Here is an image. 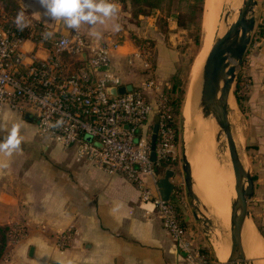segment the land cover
Masks as SVG:
<instances>
[{
  "label": "crops",
  "instance_id": "crops-1",
  "mask_svg": "<svg viewBox=\"0 0 264 264\" xmlns=\"http://www.w3.org/2000/svg\"><path fill=\"white\" fill-rule=\"evenodd\" d=\"M1 1L5 3L2 5L10 17L15 19L18 12L24 11L25 23L31 20L45 26L53 33L54 39L72 31L62 21H54L45 16L39 0H0V3ZM117 4L118 13L114 18L95 28L81 25L79 30L89 41L106 40L120 45V49L112 56L109 70L119 76L124 85L131 84L135 87L146 80L147 72L141 60L131 58L132 54L140 53L139 47L131 42L130 34L135 30L130 13L132 5H123L119 1ZM156 18L151 19L150 24ZM169 23L172 24L169 31L174 33L178 29L176 19L173 17ZM93 32L99 35H93ZM136 35H141L140 39H156L155 76L165 81L173 77L174 66L170 64L173 54L162 47L163 37L160 33L153 28H144L138 29ZM35 47L32 41L24 43L26 62L34 58L30 53ZM46 57L36 56L39 61ZM131 59L137 63L135 76L125 71L130 70L128 62L131 63ZM63 61L69 67L67 74L79 71L80 66L75 63L74 58L64 57ZM102 73V70L94 71L91 78L94 80ZM249 75L252 82L243 111L238 103L237 106L244 119L246 153L252 154L257 166L256 174L253 175L255 194L251 203H258L263 208L264 49L250 63ZM157 81L160 82L159 79ZM154 95L150 92L149 98L154 99ZM4 117L23 119L26 123L35 122V135L41 142L42 155H55L50 159L38 160L30 172L27 166L25 171L20 169L22 163L25 166V161H0V226L12 224L14 227L23 226L27 229V235L20 243L24 249L20 250L17 263L24 261L23 256L26 255L33 264L49 263L54 259L55 253H58L55 247L58 235L69 231L72 235L70 249L67 251V264H177L182 261V255L163 229L155 207L151 202L141 200V192L134 182L121 175H110L90 162H78L76 146L65 149L39 138L37 124L32 117L20 116L10 111H5L0 120ZM150 121L153 125L156 124L155 114ZM14 162L21 166L18 170L22 172L19 174L22 179L19 181H15L10 175L16 170H13L15 164H11ZM174 162L177 163L175 167L158 173L156 171L157 183L150 177L144 179V184L152 195L160 196L158 182L168 170H172L175 172L173 182L176 185L171 198L174 200L179 189L178 159ZM182 217L193 244L199 246V251L207 247L192 232L193 218L184 210Z\"/></svg>",
  "mask_w": 264,
  "mask_h": 264
},
{
  "label": "built area",
  "instance_id": "built-area-1",
  "mask_svg": "<svg viewBox=\"0 0 264 264\" xmlns=\"http://www.w3.org/2000/svg\"><path fill=\"white\" fill-rule=\"evenodd\" d=\"M47 32L48 28L31 20L21 30L14 19L0 12V117L5 111L30 116L36 121L39 138L65 149L76 146L78 162H90L110 175L134 182L141 200L153 204L164 230L181 252L180 264H210L188 240L175 203L152 195L144 184L146 177L156 182L157 167L175 161L171 155L176 131L170 122L171 108L159 87L151 82L135 86L132 92L111 100L107 89L124 86L109 70L120 45L87 41L78 30L49 40ZM31 40L38 51L48 52L46 59L34 57L26 62L23 46ZM135 56L139 58L140 53ZM64 57L80 64L76 74H67ZM145 67L151 68L150 63L146 61ZM98 70L103 73L93 80L92 73ZM243 79L240 86L245 83L241 87L245 94L250 86ZM150 92L155 94L154 106ZM154 114L158 125L155 162L151 160L154 126L150 123ZM71 235L70 231L58 235L57 244L69 246Z\"/></svg>",
  "mask_w": 264,
  "mask_h": 264
},
{
  "label": "rangeland",
  "instance_id": "rangeland-1",
  "mask_svg": "<svg viewBox=\"0 0 264 264\" xmlns=\"http://www.w3.org/2000/svg\"><path fill=\"white\" fill-rule=\"evenodd\" d=\"M117 1L118 0H115L116 3ZM257 3H258L257 7L255 9V18H256L255 33L253 35L252 43L249 46L247 54L244 58L243 65L241 69L238 70V75H237V78L239 77L238 90H239V95L241 97L243 96L247 97L250 92V88L248 89L249 91L246 92L245 94L241 92V87L245 85L244 83L243 85L240 86V84L243 83L242 81H244L243 76L246 77V80H247L246 83H249V86L251 87L252 81L249 75V65L254 58H257L259 56L260 51L264 49V0H257ZM0 4H1L0 12L2 13V16H4L5 18L6 17L12 18L7 14L6 8H4L3 6L5 3L2 2ZM204 9H205V2H204ZM130 13L132 14L133 25L135 28L134 33L132 32L130 34L131 42L133 43V45L139 47L140 53H141L139 58H136L135 54L134 55L132 54L131 58L134 60H138V61L141 60L144 63V69L147 72V76H146L147 78H145L146 80L141 82L137 86H141L143 84H147L151 82V83L156 84L159 87L160 91L162 92V90L165 87L171 86L172 85L171 83H173V85L176 83V91L173 94V96L174 98H180V92L183 91L182 106H181V112H182L184 96H185L186 88H188V84H189L188 82H189V75H190L191 67H192L193 62L195 61V58L199 54L198 52H200V49L202 46L201 41L203 37V32H202L203 30H201L200 38H199V41L197 42L196 40L197 32L194 30L186 31V30L176 29V31L172 33L171 31H169V28H171V25H172L171 23H169L167 31L161 30L160 25H159V18H161V14L157 10L148 9L146 14L144 15L142 13H139L136 9H133L132 7ZM157 16L158 18H156ZM154 18H156V20L153 22V24H150L152 22L150 20L151 19L154 20ZM202 27H203V22H202ZM144 28L145 29L153 28V30L156 29L160 33V35L163 37L162 47H165L166 49L169 50V52L173 54L170 64L171 66H174V75L173 77L168 78L166 81L162 80L161 77L157 75L155 76V68H156L155 56L157 55V48H156L157 45L155 43L156 39L152 37H148L147 39H140L141 35L140 36L136 35V31L138 29L144 30ZM78 31H80L84 35V33L81 30H78ZM54 38L55 37H53V35L48 37L49 40L54 39ZM87 41L89 40L87 39ZM92 41H100V40H92ZM33 43L35 44L36 42H33ZM42 47H44V45ZM37 51L38 50L36 46L33 49V51L30 53V56L36 57L39 55V56L46 57L48 55V52L46 53L40 50V53H39ZM132 59H131V63L128 62V68L130 70L125 68L126 69L125 71L129 75L132 74L135 76L136 75L135 68L137 67V63L133 61ZM146 61L150 63L151 68L147 69L145 67ZM157 79H159L160 82L157 81ZM172 79L176 80V82L172 81ZM236 84H237V80H236ZM234 89L236 90V86H234ZM149 101L153 106L155 105V99H150ZM242 106L244 107V105ZM241 111H243V108L241 109ZM230 112H231V120H232V131H233L234 137H236L235 141L237 143L239 153L241 155V158L243 159V162L245 163V166L247 167V169L251 171V174L253 176L254 174H256L255 169L257 168V166H255V163H254L255 161H254V157L252 156V154L250 152L246 153L245 142H244V132H245L244 119L241 116L240 109L235 102L231 104ZM14 123H18L21 125V135H23V141L19 147V150L14 151L11 155H5L3 152H0V161L5 160L7 162L9 161L11 162L13 160H22L26 162L24 167L22 163V168H20L21 166L17 165V162L11 163V164H15L13 166V170L15 169L16 170L10 173V175L15 178V181H19L20 179H22L19 176V174L22 173V172H19L20 169H22L21 171H25L26 169L25 167L27 166L28 172H30L32 169H34L33 167L37 164L38 160L50 159V158L55 157V155L53 153H47L46 155H42V152L40 149L41 142L37 139L35 135V122L33 121L26 123L23 119L4 117L2 120H0V141H3L6 138L11 126ZM153 124L154 123L152 122L151 125ZM179 129H180V139H179L180 141H178V144L176 145V148H174V150L172 151V155H171L172 159H178V168H177V175H178V182H179L178 188L180 189V193H181L180 195H177V196H180V201H181V203H179V207L181 208L180 209L181 212H183L184 210L190 217L193 218V221H194L193 225L192 227L190 226L192 228V232L196 236H198L201 243L205 244L209 248L210 256L213 257V260H208V263L219 264L218 263L219 259H218L217 253H216V256H217L218 261L215 257L212 243L214 244L215 238H218V236L223 237V236L228 235V238L230 239L229 225H230L231 215L228 217L214 215L213 214L214 209H215L214 206H210V204L208 203L206 205V202H205V205L202 206L201 204H197L195 201L188 198L186 189H185V184H184V175L182 172V155L185 153L184 132H183V138H182V130L184 131V118H181L179 122ZM215 131L217 132L218 130H213L212 132L213 135L211 133V143H212L211 149H212V152L216 153L215 157L217 156V158L219 159V160L216 159L217 163L219 165L225 164V163L231 165L228 145L226 143L227 140L225 136L222 135L219 143H216ZM195 132L197 131L196 130L193 131L192 134L194 135L193 138L196 140V142L194 143L197 144L199 139L201 138L196 136L197 134ZM239 135L242 139L240 141L238 140L240 139L238 138ZM197 147H198V144L197 145L194 144V148H197ZM189 150H190L189 160L192 165V156H193L192 152H195L196 149H194V151H191L192 149L189 148ZM226 158L228 161L226 160ZM256 176L258 177V175ZM195 192L197 193L199 198L203 201L204 191H202L201 189L200 181L197 180L196 178H195ZM232 199H233V195H232ZM249 211L251 212V219H252L251 221L254 223L255 227L257 228L259 235L264 244V207L263 208L260 207V204L258 203H251V205L249 206ZM184 228H185V232L187 234L186 236L188 240L194 246V248L198 251L199 246L196 244L194 245L193 240L188 236L186 224ZM0 230H6L5 248L0 258V264H33L29 261V258L27 255L23 256V258H25L24 261L17 263L19 252L21 249H24L22 247L23 245H21L20 243L22 242V239H24L25 236L27 235V231H26L27 229H25V227L23 226L14 227L12 226V224H9V225L0 226ZM172 244L177 247L175 243H172ZM55 247L58 250V253L56 252L54 259H51L50 262L47 264H67L68 263L67 251L70 249L69 248L70 245L67 247H61L57 244V241H56ZM210 256L206 255L207 258ZM180 263L181 262L177 264H180Z\"/></svg>",
  "mask_w": 264,
  "mask_h": 264
},
{
  "label": "water",
  "instance_id": "water-1",
  "mask_svg": "<svg viewBox=\"0 0 264 264\" xmlns=\"http://www.w3.org/2000/svg\"><path fill=\"white\" fill-rule=\"evenodd\" d=\"M257 4V0H243L238 11L237 20L231 25L229 20L233 18L235 12L228 10V13L221 18V24L227 31L222 37H217L210 48L201 71V82L197 92V114L203 122L211 121L214 123L215 130H218L215 131L216 143H219L222 135L225 136L235 179L236 198L232 200L231 204L230 255L224 264H247L248 261L242 234L245 223L252 220L249 206L255 194V181L239 153L232 131L230 109L233 102L237 104L234 86H236L238 70L243 65L255 33V9ZM133 89L134 86L131 84L110 87L107 89V94L111 100H115L117 97L132 92ZM183 132L185 153L182 155V172L186 193L189 199L204 206L205 203L195 192V177L189 160L190 147L185 142V128L184 131L182 130V138ZM197 132L196 134L199 137L200 135ZM157 137L158 125L156 124L153 128L151 141V160L153 162L156 161ZM193 140L195 139L193 138ZM174 177L175 172L168 170L158 182L160 197L165 202L171 201L175 191ZM212 246L216 257L213 243Z\"/></svg>",
  "mask_w": 264,
  "mask_h": 264
},
{
  "label": "bare ground",
  "instance_id": "bare-ground-1",
  "mask_svg": "<svg viewBox=\"0 0 264 264\" xmlns=\"http://www.w3.org/2000/svg\"><path fill=\"white\" fill-rule=\"evenodd\" d=\"M242 1L243 0L205 1V9L203 11L202 21V46L191 67L188 82L189 84L188 88H186L182 108L185 128V142L192 149L191 151H194V149H196L195 152H192V155L194 156H192V167L194 170V176L197 180L200 181L201 189L202 191H204L203 201L204 203L206 202V205L208 203L210 204V206L215 207L213 213L214 215L225 217L231 215L232 200L236 198L233 169L232 166L227 163L220 165L217 163L216 159L218 158L217 156L215 157L216 153L212 152L211 149V133L213 132V130H215V125L211 121L203 122L200 119L201 117L198 116L196 111V103L198 86L201 82V71L203 69L210 48L212 47L215 39L217 37H222L227 31V29L224 28L221 24V18H223L228 13V10H232L235 13L233 18L229 20V24H233L237 20L238 11L242 5ZM195 130L198 131L197 133L201 138L197 143V148H193L194 135L192 133ZM238 138H240L238 139L239 141L242 140L240 135ZM197 144L195 143V145ZM242 237L248 260L247 264H264V244L257 228L251 220L245 223ZM229 242L230 241L228 235L223 237L218 236V238H215L214 247L220 261L218 262L221 264H224L229 258Z\"/></svg>",
  "mask_w": 264,
  "mask_h": 264
},
{
  "label": "trees",
  "instance_id": "trees-1",
  "mask_svg": "<svg viewBox=\"0 0 264 264\" xmlns=\"http://www.w3.org/2000/svg\"><path fill=\"white\" fill-rule=\"evenodd\" d=\"M121 4L132 5L133 9H136L139 13L146 14L147 10H157L161 14V18H159V25L161 30H168L169 21L171 18L175 17L176 24L178 29L191 31L194 30L197 32L196 40L199 41L201 30H202V20H203V11H204V2L205 0H118ZM49 32V31H48ZM28 39V36H25ZM77 65H80L77 63ZM238 79L236 84V99L238 106L240 109L243 108L244 101L247 100V97H241L239 95L238 90ZM175 81L176 80H173ZM173 85V83H171ZM165 87L162 90L163 95L167 99V103L171 108L170 112V122L172 128L176 131V145L178 141H180V129L179 122L182 118L181 106H182V96L183 91L180 92V98H174L173 94L176 91V83L173 86ZM177 165L176 162H169L167 164H163L156 168L157 173L161 171H165L167 169L173 168ZM180 189L177 190L176 196L173 202L176 205L179 217L181 219L182 225L185 227V223L183 221L181 208L179 207L180 201ZM5 236L6 230H0V258L3 254L5 248ZM201 254L204 256H210V250L207 247L200 249ZM207 258V257H206ZM207 260H213V257L210 256Z\"/></svg>",
  "mask_w": 264,
  "mask_h": 264
},
{
  "label": "clouds",
  "instance_id": "clouds-1",
  "mask_svg": "<svg viewBox=\"0 0 264 264\" xmlns=\"http://www.w3.org/2000/svg\"><path fill=\"white\" fill-rule=\"evenodd\" d=\"M39 2L45 16L54 21H62L67 29L74 31L79 30L84 24L92 28L103 25L118 13V4L115 0H39ZM14 23L21 30L26 26L24 11L17 13ZM92 34L99 35L96 32ZM45 35L50 37L53 33L47 32ZM22 141L21 125L14 123L6 138L0 141V152L11 155L19 150Z\"/></svg>",
  "mask_w": 264,
  "mask_h": 264
}]
</instances>
